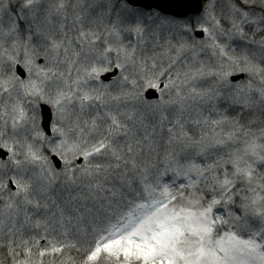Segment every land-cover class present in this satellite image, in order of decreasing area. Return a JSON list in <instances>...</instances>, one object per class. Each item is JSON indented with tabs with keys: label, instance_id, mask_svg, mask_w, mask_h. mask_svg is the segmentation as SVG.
Instances as JSON below:
<instances>
[{
	"label": "snow or ice",
	"instance_id": "obj_1",
	"mask_svg": "<svg viewBox=\"0 0 264 264\" xmlns=\"http://www.w3.org/2000/svg\"><path fill=\"white\" fill-rule=\"evenodd\" d=\"M190 2L0 0V264H264V0Z\"/></svg>",
	"mask_w": 264,
	"mask_h": 264
},
{
	"label": "rangeland",
	"instance_id": "obj_2",
	"mask_svg": "<svg viewBox=\"0 0 264 264\" xmlns=\"http://www.w3.org/2000/svg\"><path fill=\"white\" fill-rule=\"evenodd\" d=\"M55 2H56V0H41V3L45 6L48 3H55ZM70 2H74V0H70ZM144 11L147 12L148 10H144ZM40 15H41V19H42L43 16L45 15L43 10L41 11ZM191 17L192 16H189V18H191ZM53 20H54L53 27L55 29V26L60 23V20L58 17H54ZM145 23H146V28H147V33H146L147 43L144 45V47L149 52H151L153 49L154 39L158 38L160 40V42L163 43L165 41V39L169 38L170 35L174 32V29H172L168 23H166L162 20L152 19L150 21H146ZM66 24H67L68 29L71 30L72 29L71 15L69 16V19L66 22ZM152 33H156V37H153ZM54 34H56L55 31H54ZM69 34L72 35V32L70 31ZM131 39L133 40V42H135V37H131ZM128 40H129V37L127 36V34H125V43H128ZM147 118H148L150 123H155V120L151 116H148ZM57 189H58V191H56L54 193V195L60 201L71 199V197L76 196L77 193L81 191L80 188L75 187V186H72L69 188H64L62 186V184H60V183L57 184ZM76 202L78 203V201H76ZM2 253H3V250L0 249V256H2Z\"/></svg>",
	"mask_w": 264,
	"mask_h": 264
},
{
	"label": "water",
	"instance_id": "obj_3",
	"mask_svg": "<svg viewBox=\"0 0 264 264\" xmlns=\"http://www.w3.org/2000/svg\"><path fill=\"white\" fill-rule=\"evenodd\" d=\"M133 3L137 9L149 10L150 7L153 9L159 7L160 9H165L166 14L177 11V9L173 6L174 0H133ZM195 10V0H191L188 6L181 11H186L189 13V16H192V13H194ZM146 95H151L153 98H156L159 96V93L149 92L146 93Z\"/></svg>",
	"mask_w": 264,
	"mask_h": 264
},
{
	"label": "trees",
	"instance_id": "obj_4",
	"mask_svg": "<svg viewBox=\"0 0 264 264\" xmlns=\"http://www.w3.org/2000/svg\"><path fill=\"white\" fill-rule=\"evenodd\" d=\"M256 118L259 119V114H258V113L256 114ZM57 199H58V198H57ZM42 243H44V242H42Z\"/></svg>",
	"mask_w": 264,
	"mask_h": 264
}]
</instances>
